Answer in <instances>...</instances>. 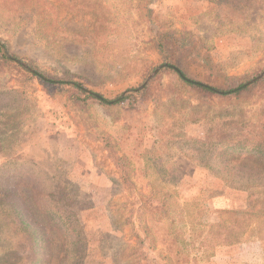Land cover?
<instances>
[{
    "label": "rangeland",
    "instance_id": "rangeland-1",
    "mask_svg": "<svg viewBox=\"0 0 264 264\" xmlns=\"http://www.w3.org/2000/svg\"><path fill=\"white\" fill-rule=\"evenodd\" d=\"M139 2L0 0V38L50 77L109 99L153 88L104 106L0 66V264H46L45 241L36 262L27 241L51 218L75 264H264V151L248 142L264 133V81L242 99L201 94L155 45L187 39L177 66L196 81H261L264 0H158L152 19Z\"/></svg>",
    "mask_w": 264,
    "mask_h": 264
},
{
    "label": "trees",
    "instance_id": "trees-1",
    "mask_svg": "<svg viewBox=\"0 0 264 264\" xmlns=\"http://www.w3.org/2000/svg\"><path fill=\"white\" fill-rule=\"evenodd\" d=\"M142 4V8L145 9V12L147 16L152 19L153 11L154 8H156V3H158V0H140L139 4ZM138 8V6H137ZM150 22V20H148ZM154 29H150V31L153 32ZM157 39L155 41V45L157 47V51L160 53L162 57H165V66L164 70L166 71H172L176 73L179 78L190 88H192L194 91L201 93V94H207L209 96H217L220 98H232V99H242L244 97L252 95L254 90L260 85L263 81H258L253 84H249L250 80L247 79H240L239 83L235 85L234 87L231 88H218L211 86L209 84L196 81L192 78H190L182 69H180L177 66V53L176 49L178 50H184L187 46V44H190L187 42V39H179L173 31L170 32H165L162 31L157 33ZM211 61V60H210ZM210 61L207 60L208 63H211ZM0 66L3 68H14L20 70L22 73L27 75L28 77L32 79H36L39 82H41L43 85H51V86H68L76 90L78 93L86 95L87 98L94 99L99 101L100 104L104 106H118L126 102L127 100L133 98L135 96V100L138 99H144L146 100L148 95H152V83L149 85H144L142 88L139 89H134L130 92L124 93L117 95L116 97L109 99L105 97L102 94L95 93L92 91H89L86 89L85 85L81 81H77L75 79H69V80H64V79H56L53 77H50L48 74L44 73L38 67H36L31 61H29L26 58L17 56L10 52V48L7 44V42L3 39L0 38ZM146 98V99H145ZM263 130H264V124H262ZM263 135L259 137L257 140L253 141H239L238 143L240 146L246 147L245 143L248 141L249 143L252 144L253 147L261 150V152L264 151V133ZM124 159V157H123ZM22 190V189H21ZM23 192V193H22ZM19 195L21 200L19 203L22 204L25 207V211L32 213V210L27 204L25 205V199L27 194L24 193L22 190ZM18 192H14V195H16ZM0 195L5 196L2 191L0 192ZM137 203H139V200H137ZM5 205L4 200L0 199V208ZM143 207V205L141 206ZM252 205L249 206V211L251 209ZM56 215H59L60 218H62V215L60 213V210H56ZM249 212H243V214H248ZM27 221H24L23 219L21 220L22 226H25ZM35 229L39 231L40 233L38 234L36 231L33 233H29L28 235V244H29V249H30V255L28 258H32L33 262L37 261V255L39 252L40 244L44 247L42 244L43 241L47 244V253H45V262L46 264H52L53 261L50 259L51 256H53V251L56 249L61 250L62 253H65L66 257L61 260V262L67 260V257L71 254V257L68 259L71 263L73 260L74 262L80 258L79 252L74 249L73 253V245L72 241L70 240V235H67L65 230L63 229V225H60L58 221L53 223V218H51V227H45L43 224L37 221H33ZM70 229V228H69ZM51 233H56V238L57 239H52L48 237L47 235ZM139 238V237H138ZM140 239V238H139ZM144 240L140 239V242ZM60 243L61 246H57V243ZM239 239H235V243H239ZM80 240H76L74 242L75 245H79ZM69 247V250L67 248ZM142 255V253H141ZM159 256H162L164 259H167L168 256L164 255L163 253L159 254ZM57 262L58 259H56Z\"/></svg>",
    "mask_w": 264,
    "mask_h": 264
},
{
    "label": "water",
    "instance_id": "water-1",
    "mask_svg": "<svg viewBox=\"0 0 264 264\" xmlns=\"http://www.w3.org/2000/svg\"><path fill=\"white\" fill-rule=\"evenodd\" d=\"M158 70H156V72H157ZM156 73H154V75H155ZM154 75H152L151 77H149V79L147 80V82H146V84H148L150 81H151V79L153 78V76ZM264 76V72L256 79V80H258V79H261L262 77Z\"/></svg>",
    "mask_w": 264,
    "mask_h": 264
}]
</instances>
